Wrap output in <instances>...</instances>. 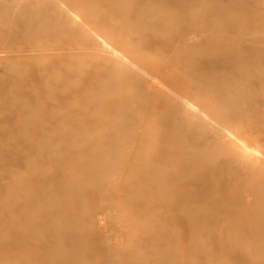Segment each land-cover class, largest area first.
I'll return each mask as SVG.
<instances>
[{"label": "rangeland", "instance_id": "rangeland-1", "mask_svg": "<svg viewBox=\"0 0 264 264\" xmlns=\"http://www.w3.org/2000/svg\"><path fill=\"white\" fill-rule=\"evenodd\" d=\"M36 1L0 0L8 264H48V251L62 264H136L138 256L169 264L162 253L177 264H264V0L181 9L167 0ZM48 7L69 12L42 18ZM109 14L113 22L94 25ZM6 19L27 26L23 44H8ZM156 64L164 69L152 73ZM130 73L152 85L137 87ZM194 80L205 88H191ZM219 84V95H202ZM159 150L167 155L154 167ZM108 161L117 170L98 179ZM152 167L181 178L171 185ZM206 186L219 201L197 194ZM44 203L53 204L48 220L35 207ZM28 219L31 230H21ZM48 223L59 240L47 239ZM25 237L46 240L12 246Z\"/></svg>", "mask_w": 264, "mask_h": 264}, {"label": "bare ground", "instance_id": "bare-ground-1", "mask_svg": "<svg viewBox=\"0 0 264 264\" xmlns=\"http://www.w3.org/2000/svg\"><path fill=\"white\" fill-rule=\"evenodd\" d=\"M42 1V0H41ZM41 1H36L37 3H36V6H40V5H43L42 4V2ZM65 3H63V5L64 6H69L70 4H72V3H74V4H76V3H82V4H92V3H96L97 2V4L99 3V4H101V3H106V2H108V1H111V0H63ZM160 1V0H159ZM164 1V0H163ZM168 2H170L171 4H172V2H174V4H175V6H177V8L179 7V9H181L182 8V6H186V5H188V4H190V3H193L194 1H196V0H174V1H172V0H167ZM199 0H197V2H198ZM211 2L212 1H214V0H210ZM165 2H166V0H165ZM165 2H164V4H165ZM167 2V3H168ZM196 2H194V4H195ZM104 5V4H103ZM173 5V4H172ZM174 6V5H173ZM187 7V6H186ZM186 7H184V8H186ZM2 9V8H1ZM1 11V10H0ZM2 11L3 12H5V9L3 8L2 9ZM69 12V10H64V9H62V8H57V7H48V9L46 10V13L45 14H43V16H42V18H46V17H50V16H63L64 14H67ZM81 14L83 15V16H85V17H90L91 15L89 14V13H87V12H82L81 11ZM65 16V15H64ZM111 14H109V15H105V16H103V17H101V18H98V19H95V18H93L92 20H95L93 23H94V25L97 27H102V26H106V24H109V22L111 21ZM7 17V16H6ZM30 18H31V20H33L34 18H32V16H30ZM5 19V18H4ZM91 20V19H90ZM5 22H7V24H5V25H7V27H5V30H7V32L9 33V42H8V44L9 43H11V44H23V42H25V37H27V35H25V33L27 32V26H23V25H21V26H19L18 24H20V22H21V19H15V20H9V19H6V21ZM111 22H113V21H111ZM191 30V29H190ZM186 36V35H185ZM184 36V37H185ZM191 37V36H190ZM199 40V39H198ZM36 43V42H35ZM34 43V44H35ZM35 45H39V43L37 42V44H35ZM164 68L163 67H161V64H156V65H154V66H152V68L150 69V71L152 72V73H154V72H157V71H162ZM144 70V69H143ZM131 74V73H130ZM151 74V73H150ZM131 76V78L132 79H135V83H136V86L138 87H142V86H148V85H152V81L149 79V80H147L146 78H144V77H142V75L141 76H139V75H136V74H131L130 75ZM151 76V75H150ZM170 78L171 79H173L175 82H176V77L174 78V76H172V75H170ZM153 79V78H152ZM180 82L182 83V85L184 84V86H185V84H187L188 82H187V79L184 77V78H182L181 80H180ZM177 84V83H176ZM205 83L204 82H202V81H192V87L191 88H194V90H195V88H197V89H199V88H205V85H204ZM111 86H113V85H117L116 83H111L110 84ZM188 85V84H187ZM190 88V89H191ZM221 88H222V85H217L216 87H215V89H212L210 92H208V91H206V93L205 92H203L202 93V95L205 97L206 95L207 96H216V95H219V92H221ZM110 89V88H109ZM209 89V88H208ZM199 92V91H198ZM201 94V93H200ZM187 102V101H186ZM200 103L202 104V105H204V106H206L207 105V103L206 102H204V100L203 101H201L200 100ZM197 104H199V103H197ZM197 106V105H196ZM126 111V110H125ZM127 112V111H126ZM118 114V113H117ZM120 115V114H119ZM121 115H122V113H121ZM127 116H128V114H126ZM123 116L124 118L125 117H127V116ZM114 117V116H113ZM129 117V116H128ZM219 120H224L225 119V116H223V115H220L219 116ZM169 141L171 142V143H173V144H176V141H175V139H169ZM172 144V145H173ZM47 154V153H46ZM48 154L49 155H51L52 153H49L48 152ZM53 155V154H52ZM166 155H167V153H165V152H163V151H161V150H159V151H156L155 152V154H154V162H153V164L152 165H154V164H157V162H161L162 161V159H165L164 157H166ZM172 157H174L173 155H172ZM174 159V161H176L177 162V157H174L173 158ZM192 160V159H191ZM117 162V161H116ZM93 163V162H92ZM112 161L110 162V161H108V162H106L104 165H97L98 167H99V174H98V176H97V178L98 179H101V178H104V177H106L107 175H109L110 173H111V171L113 170H117V164H113L112 165ZM87 164V163H86ZM96 164V163H95ZM169 166H171V165H169ZM169 166H167L166 165V167L168 168ZM96 167V166H95ZM121 167V166H120ZM154 167H155V165H154ZM154 167H152V169H150L149 170V173H150V175L152 176V175H154V176H158V178L160 179V177H165V178H168V182L172 185V183H175L176 181H177V178L179 179V177L181 178V176H179V177H177V175H175V176H167V175H165V174H167V173H162V174H160V173H154L152 170L154 169ZM171 168V167H170ZM174 174V173H173ZM179 175V174H178ZM161 178V179H162ZM165 178H163V179H165ZM167 183V182H166ZM164 185H166V184H164ZM164 185H162V187H160V190L161 189H166V188H164ZM175 185H177V183L175 184ZM167 186V185H166ZM173 187V186H172ZM207 188L205 189V191H204V189L203 190H198V192H197V194L198 195H207V196H210V197H213L214 195L212 194H209L208 195V188H210L209 186H206ZM81 188H82V185L80 184V183H77L76 185H75V187L73 188V190H75V192H77L78 190H81ZM168 188H170V187H168ZM167 188V189H168ZM58 189H59V187H58ZM164 190H162V191H164ZM170 190V189H169ZM60 191V190H59ZM60 192H62V193H66V191L65 190H63V191H60ZM213 192H214V190H213ZM217 193V192H216ZM171 194V193H170ZM188 195H190L189 197H190V199L192 198V200H194L195 198L194 197H196L197 196V194L195 193V194H189V193H187ZM187 194H186V198H187ZM195 195V196H194ZM172 196V195H171ZM217 196H218V193H217ZM169 197V196H168ZM185 197V196H184ZM183 197V198H184ZM166 198H167V195H166ZM179 198V197H178ZM194 198V199H193ZM215 198V196L213 197V200L215 201L217 198H220V197H217L216 199H214ZM29 199H31V198H29ZM170 199H171V197H170ZM188 199V198H187ZM186 199V200H187ZM191 200V201H192ZM205 201V200H204ZM217 201H219L218 199L216 200V202ZM168 202H170V201H168ZM194 202V201H193ZM203 202V201H202ZM201 202V200L200 199H196V203L197 204H201L202 203ZM206 202V201H205ZM34 202H32V199H31V202H30V200L28 201V205L29 204H33ZM196 204V205H197ZM53 206V204L52 203H44L43 205H40V206H35V207H39L38 208V211H40V213H41V216L43 217V219L44 220H48V213L45 211V210H49L51 207ZM55 208V207H54ZM47 210V211H48ZM194 210V209H193ZM192 211V210H191ZM189 212V214L190 215H192V213H193V211L192 212ZM194 212H195V210H194ZM46 213V214H45ZM197 214V213H196ZM199 214V213H198ZM201 215V214H200ZM196 216V215H195ZM209 216H206V219L208 220L209 218H208ZM29 220L30 219H28L27 221H24L22 224H20V227L19 228H21V230H24V231H26V230H31V228H32V226L30 225L31 223L29 222ZM200 220V219H199ZM209 222V220L207 221V223ZM48 225L50 226V234L48 235V237H47V239H54V240H59V234H57V232L55 231V227H56V225H53V223H48ZM64 227H62V231L63 230H66L67 228H69L70 227V229H71V226H69V227H67V225L65 226V225H63ZM54 229V230H53ZM59 233V232H58ZM61 234V233H60ZM62 234H64V233H62ZM1 236V235H0ZM5 236V235H4ZM3 236V237H4ZM2 237V236H1ZM1 237H0V264H8L9 262H7L8 260H7V258H8V256H7V251H6V247H4L3 245H2V240H1ZM2 237V238H3ZM59 237V238H58ZM28 237H25V238H23L22 240H20V241H14V242H12V246L14 247V248H18V249H21V250H23V251H26L27 250V246H28V243L29 242H32L33 243V241H35L36 243H39V244H44V242H45V238H43V237H41V238H36V239H27ZM79 238V237H78ZM70 240L72 241V242H76V239L73 241L71 238H70ZM201 249V248H200ZM44 250L45 251H48V249H47V247H44ZM174 255H171V254H164V253H162L160 256H159V258H161V257H164V260L167 262V263H169V264H177V257H173ZM201 256H202V254H201ZM215 256V255H214ZM211 257V256H210ZM218 259L220 258L219 257V255H218V257H217ZM47 259H48V264H62L63 262H64V260H62L61 262H59L58 261V257L57 256H55V254H53L51 251H48L47 252ZM137 263L136 264H146L145 262L147 261L146 259L145 260H142L139 256L137 257ZM203 259H206V261H208V260H211V258H209V257H206V256H204L203 257ZM217 259V260H218ZM7 260V261H6ZM61 260V259H60ZM214 260H216L215 258H214Z\"/></svg>", "mask_w": 264, "mask_h": 264}]
</instances>
